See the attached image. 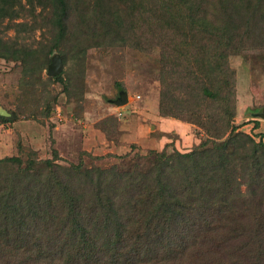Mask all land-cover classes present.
<instances>
[{
	"label": "trees",
	"instance_id": "16d2710c",
	"mask_svg": "<svg viewBox=\"0 0 264 264\" xmlns=\"http://www.w3.org/2000/svg\"><path fill=\"white\" fill-rule=\"evenodd\" d=\"M260 14L264 0H0V59L30 114L51 112L54 84L84 99L90 52L161 48L160 115L207 132L191 153L151 151L127 170L56 151L0 160V264H264V133L234 125L229 62L237 26ZM55 56L64 69L45 77Z\"/></svg>",
	"mask_w": 264,
	"mask_h": 264
},
{
	"label": "rangeland",
	"instance_id": "374dc122",
	"mask_svg": "<svg viewBox=\"0 0 264 264\" xmlns=\"http://www.w3.org/2000/svg\"><path fill=\"white\" fill-rule=\"evenodd\" d=\"M261 16L237 26L241 52L229 59L235 86L234 125L239 127V132L254 135L259 133L255 134L258 119L253 118L264 109V44H260L262 37L264 42V19ZM41 35V31H36L33 38L41 40ZM15 36L14 31H9L6 38ZM161 54V48L149 47L142 51H116L105 57L90 52L82 88L84 99L70 104L62 84H54L51 100L57 98L58 102L50 104L51 112L32 108L31 114L22 103L20 73L0 59V110L9 114L5 118L12 117L11 112L20 114L13 124L0 121V160L20 157L26 161L28 152H34L42 161L53 158L56 151L60 157L58 163L63 165L82 162L86 169H91L119 166L121 162L120 170H127L137 155L151 151H165L168 155L191 153L207 139V132L187 122L190 117L186 115L176 118L160 115ZM183 68H179V74L185 72ZM47 75L48 70L44 76ZM122 91L129 94V102L117 108L113 101ZM103 122L104 130L99 127ZM252 126L255 129L250 131Z\"/></svg>",
	"mask_w": 264,
	"mask_h": 264
},
{
	"label": "water",
	"instance_id": "95a60500",
	"mask_svg": "<svg viewBox=\"0 0 264 264\" xmlns=\"http://www.w3.org/2000/svg\"><path fill=\"white\" fill-rule=\"evenodd\" d=\"M64 69V65L62 62V59L59 56H55L52 60L51 65L48 69V76L50 77H56L58 76ZM129 102V94L127 92H121L119 95V98L115 101H113V104L117 108H123L126 104ZM0 113L2 116H9L6 112L0 110ZM258 117L264 120V109L260 114H258Z\"/></svg>",
	"mask_w": 264,
	"mask_h": 264
},
{
	"label": "crops",
	"instance_id": "0c3cea01",
	"mask_svg": "<svg viewBox=\"0 0 264 264\" xmlns=\"http://www.w3.org/2000/svg\"><path fill=\"white\" fill-rule=\"evenodd\" d=\"M258 114H260V113L255 114V118H253V119H258L257 120L258 121V124H257V126H255L256 129L254 128V126H252L250 131H252L253 129H255L256 130V131L254 130L255 131V134H256V132L259 133V134H263L264 133V120L263 119H260L258 117ZM252 116H254V115H252Z\"/></svg>",
	"mask_w": 264,
	"mask_h": 264
},
{
	"label": "built area",
	"instance_id": "2783aa9c",
	"mask_svg": "<svg viewBox=\"0 0 264 264\" xmlns=\"http://www.w3.org/2000/svg\"><path fill=\"white\" fill-rule=\"evenodd\" d=\"M120 116H121V114H120Z\"/></svg>",
	"mask_w": 264,
	"mask_h": 264
}]
</instances>
